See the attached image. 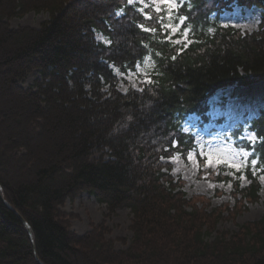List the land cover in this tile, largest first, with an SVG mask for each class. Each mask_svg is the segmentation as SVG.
I'll return each instance as SVG.
<instances>
[{"label":"trees","instance_id":"16d2710c","mask_svg":"<svg viewBox=\"0 0 264 264\" xmlns=\"http://www.w3.org/2000/svg\"><path fill=\"white\" fill-rule=\"evenodd\" d=\"M192 2L193 26L203 30L177 55L179 46L162 42L158 24L155 35L136 27L152 22L127 0H0V264H264V215L235 232L217 231L225 212L234 216L236 204L260 199L264 173L243 169L248 185L234 181L235 207L208 209L210 199L188 198L167 162L197 147L192 130L181 131L189 115L203 126L216 95L264 83V0ZM234 5L262 10L257 31L221 27ZM29 12L49 19L40 28L9 25ZM97 33L111 45L98 42ZM149 50L155 83L122 92L108 65L134 71ZM33 72L39 78L24 88ZM259 113L249 128L258 138L264 109ZM173 140L180 146L172 149ZM256 150L264 162V144ZM82 191L110 213L130 210L127 249L116 250L100 229L82 236L70 230L59 207Z\"/></svg>","mask_w":264,"mask_h":264},{"label":"rangeland","instance_id":"374dc122","mask_svg":"<svg viewBox=\"0 0 264 264\" xmlns=\"http://www.w3.org/2000/svg\"><path fill=\"white\" fill-rule=\"evenodd\" d=\"M147 2V0H145ZM234 9H239L240 14H233ZM262 10L259 8H247L234 5L230 10H225L221 16L222 24H227L228 27H235L242 32H254L257 31L261 24ZM49 19L47 12H29L23 16H17L9 19V25L16 29L20 27H32L40 28L44 22ZM98 36H103L97 33ZM104 37V36H103ZM105 38V37H104ZM175 39V37H173ZM98 42L102 40L97 39ZM143 65V63H142ZM135 71V70H134ZM123 73V72H122ZM152 78V71L150 73ZM39 75L37 72H33L21 83L24 88H28ZM119 89L122 92L127 91L132 84L129 79H123L119 77ZM134 79H143L142 76L135 77ZM123 85V87H121ZM144 84L137 83V87H142ZM133 88V87H132ZM219 97L220 107L223 109L228 100L231 99L235 103L240 105H248L259 110L264 109V83H259L252 88H240L238 90H227L219 93L212 99L210 109L214 105L215 98ZM209 116V115H208ZM209 123V122H207ZM206 123V124H207ZM217 127H221L227 123L226 117H221L215 121ZM191 131V129L189 130ZM250 131V130H249ZM208 139V138H206ZM197 145V143H196ZM197 155L196 159L200 162L198 167H194L193 164L186 158L180 156L179 160L172 164V173L178 178L184 180V191L188 198L194 195H203L210 199L211 208H219L224 204L229 205L230 208L235 207L236 200L232 195L234 181L238 180L241 187L248 185V180L241 181L240 179L233 178L231 175L225 174L226 172H232L233 169L225 168L223 165L213 169L211 167L205 168L204 161L199 156L198 145L196 147ZM205 170H212L215 175L227 176L228 180H218L212 175H208ZM237 173V172H236ZM236 175V174H235ZM262 189L260 192V199L255 202H241L236 205L240 207V210L235 213L234 216L224 213L225 219L221 220L217 224V231L223 233L235 232L238 227L247 222H253L260 220L264 215V181H261ZM211 185H215L212 187ZM231 185V187H229ZM202 207V204L199 203ZM63 219L69 225L71 231L77 235H85L95 229L102 230L107 239L114 242L116 250H125L131 243L133 233L131 231L132 214L129 209L122 208L116 210L114 213H110L105 204L100 203L97 198L87 191L79 192L74 198L67 199L63 205L59 207Z\"/></svg>","mask_w":264,"mask_h":264},{"label":"snow or ice","instance_id":"6c2138e0","mask_svg":"<svg viewBox=\"0 0 264 264\" xmlns=\"http://www.w3.org/2000/svg\"><path fill=\"white\" fill-rule=\"evenodd\" d=\"M128 5L134 6L135 11L143 16V19L147 22L150 21V26L145 24H137L138 27L144 33H151L155 35L157 29L155 25L160 26V35L164 37V41L172 45H178L177 55L181 54L190 44L194 43L190 36H194L197 31L203 30L202 24H197L194 28L195 12L193 9L192 0H127ZM148 9V11H145ZM181 9H184L182 12ZM199 11V9H196ZM155 13V18L153 17ZM233 14L239 15V9H234ZM117 17L123 16V9L115 13ZM215 15V14H213ZM207 19H211L208 17ZM221 27H228L227 24H222ZM233 27H235L233 25ZM208 33H212L215 29L208 27ZM175 37V39H173ZM97 39L102 40L105 45L110 46L112 41L98 36ZM148 48V45H144ZM160 57V53L155 54ZM176 55L171 59L175 61ZM108 67L113 71V74L123 79H129L132 87L139 92H144L143 87H137V83L144 85H153L155 81L151 78V71L155 67V61L152 59L151 50L148 55L143 57V65L140 60H137L133 67H126L125 72H120L113 64H109ZM159 75V73H157ZM142 76L143 79L136 80L135 77ZM101 79H103L101 77ZM123 87V85H121ZM127 92V89H124ZM151 91V88H149ZM259 110L248 105H240L229 99L227 104L222 109L220 107L219 97L215 98L214 105L208 113L210 121L207 124H203L198 116L191 114L181 125V131L188 133L192 130V134L196 140L199 149V156L204 161V167H211L213 169L223 165L225 168L233 169L232 172H226L225 174L236 177V172L240 173L238 179L244 181L247 177L244 175L243 169H250L252 176L256 177L258 172L264 173V162L260 160V155L256 150L257 143L264 144V137H257L256 131H249L252 121L259 118ZM221 117L227 118V123L221 127H217L215 121ZM233 133H238L233 137ZM208 138V139H206ZM179 142L173 140L171 148L175 149L179 147ZM159 150V149H158ZM165 152L169 151V147L165 146L162 149ZM196 148L190 150L187 153V159L193 164L194 167L199 166V161L196 159ZM180 158V153H174L169 156L167 162L175 163ZM161 162H166L164 156H160ZM259 164V167L257 165ZM261 181H264V174L259 176ZM250 182V181H249ZM215 187V185H211ZM243 186V185H241ZM231 187V185H229Z\"/></svg>","mask_w":264,"mask_h":264},{"label":"water","instance_id":"95a60500","mask_svg":"<svg viewBox=\"0 0 264 264\" xmlns=\"http://www.w3.org/2000/svg\"><path fill=\"white\" fill-rule=\"evenodd\" d=\"M4 201H5V200H4ZM5 203H6V205H7L9 208H11L7 202H5ZM21 220H22L23 224H24V225L26 226V228H27V231H28V233H29V236H30L31 241L34 243V237H33V234H32V231H31L29 225L27 224V222H26L23 218H21Z\"/></svg>","mask_w":264,"mask_h":264}]
</instances>
